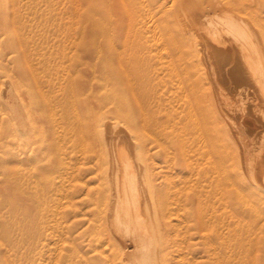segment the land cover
Returning a JSON list of instances; mask_svg holds the SVG:
<instances>
[{
  "label": "rangeland",
  "instance_id": "374dc122",
  "mask_svg": "<svg viewBox=\"0 0 264 264\" xmlns=\"http://www.w3.org/2000/svg\"><path fill=\"white\" fill-rule=\"evenodd\" d=\"M228 1L12 0L5 10L0 1V90L8 76L19 82L28 122L42 130L31 136L28 128L19 129L15 140L9 138L8 109L0 96V264H115L109 226L101 224L96 208L100 178L90 152L95 140L85 104L99 111L101 99L114 95L121 105L129 98L127 92L138 91L151 94L142 98L144 108L180 111L190 96L189 85L202 91L227 88L226 82H218L211 48L205 45L209 20L204 26L196 22L201 14L219 20ZM238 1L263 45L264 0ZM89 12V26L99 20L105 28L104 33L90 32L96 39L90 48L78 42L77 34ZM253 13L259 15L256 25ZM14 18L27 41L17 51L3 34L6 27L15 29ZM179 113L181 121L184 112ZM145 144L153 201L163 213L160 246L154 234L159 228L150 232L154 248L162 251V263L218 264L216 233L226 225L205 231L201 224L203 212L209 216L217 211L226 222L237 221L235 242L245 243V249H235V262L263 264L264 240L255 233L261 222L244 219L249 207L238 197L229 199L233 208L225 207L228 200L216 186L218 173L203 182V206L197 199L199 188L188 186L194 183L189 181L191 169L173 155L175 145L162 149L153 140ZM210 160L205 157L203 167L211 168ZM254 206L264 209L263 203Z\"/></svg>",
  "mask_w": 264,
  "mask_h": 264
},
{
  "label": "bare ground",
  "instance_id": "6f19581e",
  "mask_svg": "<svg viewBox=\"0 0 264 264\" xmlns=\"http://www.w3.org/2000/svg\"><path fill=\"white\" fill-rule=\"evenodd\" d=\"M0 1L4 10L12 2V0ZM219 4L220 2L216 1V5ZM225 7L224 14L219 20H215L214 17L208 19L205 14H201L199 15L201 20L196 23L201 22L203 25L209 20L210 28L208 27L206 33L210 41H205L210 43L205 45L208 44L211 48L210 55L214 59V66L220 77L218 82L222 81V84L226 82L227 88L223 86L224 88L219 87L213 91L211 89V91H202L201 86L197 88L189 85L190 96L184 105L182 103L180 111H177L179 107L173 108L174 110H163V107L144 108L145 106L141 105L144 102L142 98L151 94L143 95L138 91L127 92L131 98H127V101L122 102L121 105L113 99L114 95H110L112 98L108 96L101 99L98 105L99 111H94V105L90 102L85 104V110L90 118L89 134L95 140L90 152L96 158L95 165L100 178L96 208L101 215L99 219L101 224L109 226L116 247L112 251L115 264H163L160 258L162 251H159L162 241L163 213L158 203L153 201L156 192L151 183L150 172H146L148 148L145 142L147 140L158 142L162 149L167 148L166 144L175 145L176 151L173 155L178 162H182L181 165L191 169L192 175L189 181L194 183L188 186L199 188L197 199L202 205L203 182L207 181L210 175L214 177L218 173L216 186H221L223 196L228 200L225 202V207L233 208L232 202L229 201L230 197L240 198L249 207L244 219L248 217L259 219L261 224L255 233L264 240V209L260 210L254 206L259 203L264 204V43L261 45L249 20L240 13L245 9L244 7L242 9V2L229 0ZM14 12L18 16L15 8ZM255 13L252 17L255 20L254 25L259 22V15ZM91 16L89 12L85 25L83 23L81 28L77 29V34H81L78 42L89 48L96 41L90 36V32L92 30L97 34L105 32L104 25L99 20L95 22L94 27L89 26L93 20ZM15 18L12 20L14 25ZM16 21L19 24V21ZM15 29L6 27L3 29V34L7 44L15 47L17 51L22 49L27 41L20 28L15 25ZM101 51L102 49L99 53ZM20 86L19 82L8 76L0 90V96L8 109V136L14 140L19 129L28 128L31 136H35L36 129H40L28 122L24 109L25 99L21 98L19 92ZM150 110H153L152 114ZM179 112H184L182 119L184 121H180ZM175 117H179V120L176 121ZM171 136L174 137L172 140ZM205 157L211 159L209 169L203 167ZM193 167H199L200 170L194 173ZM193 175L197 176V181H194ZM203 213L201 224L205 231H214L220 224L221 228L226 225V228L216 233L220 237V241L216 242L219 249L218 264H241L244 259L235 262V252L237 249H245L246 246L243 240L235 242L237 221L226 222L224 215L217 214V211L209 216ZM155 227L159 228L154 231L159 244L158 249L154 248L150 234L151 229ZM252 254L250 249L248 257ZM57 259L54 258L55 261ZM261 262L264 264V254Z\"/></svg>",
  "mask_w": 264,
  "mask_h": 264
}]
</instances>
